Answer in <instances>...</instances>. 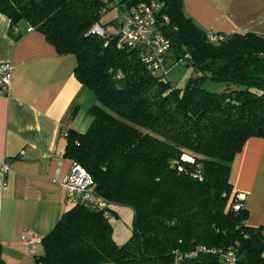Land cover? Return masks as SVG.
Wrapping results in <instances>:
<instances>
[{
    "label": "trees",
    "instance_id": "16d2710c",
    "mask_svg": "<svg viewBox=\"0 0 264 264\" xmlns=\"http://www.w3.org/2000/svg\"><path fill=\"white\" fill-rule=\"evenodd\" d=\"M112 1L0 0L9 33L18 38L24 22L58 53L74 55L75 77L96 98L86 130L65 131L62 156L91 174L108 215L69 205L41 237L33 264H222L209 249L226 247L236 250V264H264V227L246 223L248 210L230 181L245 140L264 138V33L213 42L182 0L118 1L122 12L159 3L156 25L170 43L165 65L183 61L192 70L176 87L167 71L146 68L137 47L118 45V29L107 31L113 20L101 14ZM94 23L104 34L90 31ZM207 80L224 90L207 89ZM115 205L132 210L121 244L109 221Z\"/></svg>",
    "mask_w": 264,
    "mask_h": 264
},
{
    "label": "crops",
    "instance_id": "0c3cea01",
    "mask_svg": "<svg viewBox=\"0 0 264 264\" xmlns=\"http://www.w3.org/2000/svg\"><path fill=\"white\" fill-rule=\"evenodd\" d=\"M182 3L185 14L208 32L264 33V0ZM17 26L21 33L15 38L0 13V62L12 65L11 90L0 95V165L8 166L0 169V259L33 264L42 244L29 251L20 233L29 229L42 237L68 208L62 185L70 167L62 156L65 131L86 130L96 98L75 77L74 55L58 53L24 22ZM230 181L248 210L246 223L264 227V138L245 140L233 158Z\"/></svg>",
    "mask_w": 264,
    "mask_h": 264
},
{
    "label": "built area",
    "instance_id": "2783aa9c",
    "mask_svg": "<svg viewBox=\"0 0 264 264\" xmlns=\"http://www.w3.org/2000/svg\"><path fill=\"white\" fill-rule=\"evenodd\" d=\"M157 2H138L126 9L123 20L118 27V45L126 44L139 49L141 61L152 73L166 71L165 57L169 51V40L162 34L156 25L155 11L158 9ZM91 32L104 34V28L99 23H94ZM224 33L208 32L210 41L224 38ZM12 65L9 62H0V95H7L11 90ZM7 163L4 161L0 169L5 171ZM92 176L82 166L72 163L65 178L62 181L64 187V201L69 205L83 204L95 210H102L108 215V202L99 196L92 187ZM241 199V198H240ZM242 204L236 203L235 209ZM20 239L32 251L34 243L39 242L41 237L29 229L20 233ZM210 252L217 254L222 264H236V250L233 247L211 248ZM187 255H195L194 252ZM264 257V251H262Z\"/></svg>",
    "mask_w": 264,
    "mask_h": 264
},
{
    "label": "rangeland",
    "instance_id": "374dc122",
    "mask_svg": "<svg viewBox=\"0 0 264 264\" xmlns=\"http://www.w3.org/2000/svg\"><path fill=\"white\" fill-rule=\"evenodd\" d=\"M121 0H113L110 3V8L101 14L103 22L113 20V23L106 25L109 33L115 32L118 29L119 23L123 20L124 13L119 9L117 2ZM167 79L176 87H181L186 82L187 78L192 74L191 68L183 61L172 62L166 67ZM204 86L212 91H222L225 84L215 83L207 80ZM187 158V156H186ZM117 216L110 215L109 221L113 227V239L117 244L123 243L131 234V219L132 210L126 206L115 205ZM113 264V263H107Z\"/></svg>",
    "mask_w": 264,
    "mask_h": 264
}]
</instances>
